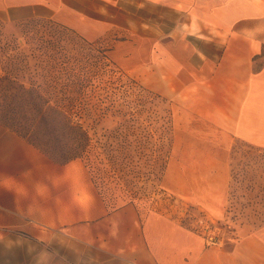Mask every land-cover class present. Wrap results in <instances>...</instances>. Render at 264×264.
<instances>
[{
    "label": "crops",
    "instance_id": "crops-1",
    "mask_svg": "<svg viewBox=\"0 0 264 264\" xmlns=\"http://www.w3.org/2000/svg\"><path fill=\"white\" fill-rule=\"evenodd\" d=\"M116 2L0 0V19L103 22L89 6ZM203 6L215 30L204 37L197 23L186 36L195 89L187 88L181 122L176 116L183 137L172 143L162 180L177 214L134 203L112 207L83 159L61 163L0 121V264H264V223L237 224L214 245L206 229L183 218L190 207L203 223L228 218L234 139L264 148V0ZM79 187L92 194L87 206L73 199Z\"/></svg>",
    "mask_w": 264,
    "mask_h": 264
},
{
    "label": "rangeland",
    "instance_id": "rangeland-1",
    "mask_svg": "<svg viewBox=\"0 0 264 264\" xmlns=\"http://www.w3.org/2000/svg\"><path fill=\"white\" fill-rule=\"evenodd\" d=\"M241 1L118 0L104 7L89 6L90 13L103 22L74 26L51 18L16 23L0 19V76L23 59L21 64H27L28 69L20 72V78L28 87L33 82L41 84L44 101L61 103L77 97L53 93L50 86L54 83L39 75L48 73L56 46L65 48L71 57H82L83 64L93 71L82 118L92 147L73 148L67 128L46 124L33 109L28 112L26 108L25 113L20 107L30 108L38 99L16 90L0 91V118L5 125H20L31 141L57 160L85 149L80 159L111 205L134 203L175 215L179 203L165 190L162 180L172 143L174 147L183 137V126L176 124V116L181 122L182 109L189 105L187 88L195 81L188 71L194 50L185 39L194 19L204 37L209 36L206 29L215 30L203 5L228 8ZM62 26L69 34H62ZM105 60L109 66L102 64ZM12 108H16L14 114L9 112ZM230 155L228 218L203 223L200 211L192 207L183 216L187 225L218 228L223 237L234 235L237 224L252 227L264 223V148L234 139Z\"/></svg>",
    "mask_w": 264,
    "mask_h": 264
},
{
    "label": "trees",
    "instance_id": "trees-1",
    "mask_svg": "<svg viewBox=\"0 0 264 264\" xmlns=\"http://www.w3.org/2000/svg\"><path fill=\"white\" fill-rule=\"evenodd\" d=\"M68 30V28L62 26V34H69ZM63 49L65 48H61L59 45L56 46V54L50 56L48 61L50 62L48 63V65H50L48 73L39 75L45 80L47 77H49V80L58 86V88L54 84L50 86L53 89V93L58 91L62 96L64 94H75L77 97L73 98L72 101H61V103H52V101L48 99L44 101V93L41 84L37 85L33 82L29 83L30 87H28L24 80L20 78V72L22 70L28 69L27 64H21L23 59L12 63V70L10 71L6 69L5 74L0 76V91L8 88L10 90H16L17 93L21 92L22 94L28 95L30 97L33 96L34 99H38V102H33V105L30 108H24L23 106L20 108H23L25 113L27 110L30 112V109L35 110L37 115L36 117H41V120H43L46 124L50 123L53 125L54 123H58L62 125V129L65 130V128H67L70 132V139L72 141L73 148L92 147L89 131L88 129H85L82 118L86 114L87 98H85V95L86 90L89 88L88 81L93 77V71H91L90 67L83 64L82 57H79L78 59L71 57L66 51H63ZM70 60L73 61V66L70 65ZM102 64H104V66L110 65V63L106 60L102 61ZM96 74H98V72ZM60 81L63 82L61 83ZM15 110L16 108H12V110L10 109L9 112L14 114ZM0 121L2 122L1 118ZM7 126L23 135L33 145L40 147L38 144L30 140L28 133L24 132L20 125L7 124ZM41 150L43 149L41 148ZM44 152L48 154L46 151ZM83 154H85V149L81 151L76 150L71 157H67L63 160H57L51 154L48 155L61 163H66L70 159L80 158ZM103 197L107 200V203L111 205L110 201L105 197V195H103ZM113 206L114 205H112V207Z\"/></svg>",
    "mask_w": 264,
    "mask_h": 264
},
{
    "label": "clouds",
    "instance_id": "clouds-1",
    "mask_svg": "<svg viewBox=\"0 0 264 264\" xmlns=\"http://www.w3.org/2000/svg\"><path fill=\"white\" fill-rule=\"evenodd\" d=\"M73 199L80 206H87L91 203L92 194L86 187H79L73 193Z\"/></svg>",
    "mask_w": 264,
    "mask_h": 264
},
{
    "label": "built area",
    "instance_id": "built-area-1",
    "mask_svg": "<svg viewBox=\"0 0 264 264\" xmlns=\"http://www.w3.org/2000/svg\"><path fill=\"white\" fill-rule=\"evenodd\" d=\"M207 230V244L219 245L222 243L221 232L218 228Z\"/></svg>",
    "mask_w": 264,
    "mask_h": 264
},
{
    "label": "bare ground",
    "instance_id": "bare-ground-1",
    "mask_svg": "<svg viewBox=\"0 0 264 264\" xmlns=\"http://www.w3.org/2000/svg\"><path fill=\"white\" fill-rule=\"evenodd\" d=\"M252 1H258V0H252ZM197 29V23L195 21V19L193 20L192 24H191V31H195Z\"/></svg>",
    "mask_w": 264,
    "mask_h": 264
}]
</instances>
